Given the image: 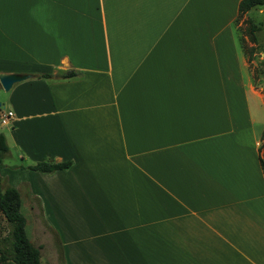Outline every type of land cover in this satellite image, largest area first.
Returning a JSON list of instances; mask_svg holds the SVG:
<instances>
[{
    "label": "crops",
    "instance_id": "1",
    "mask_svg": "<svg viewBox=\"0 0 264 264\" xmlns=\"http://www.w3.org/2000/svg\"><path fill=\"white\" fill-rule=\"evenodd\" d=\"M239 1L0 0V73L29 75L0 102L14 156L72 162L0 175L38 202L63 264H264Z\"/></svg>",
    "mask_w": 264,
    "mask_h": 264
},
{
    "label": "rangeland",
    "instance_id": "2",
    "mask_svg": "<svg viewBox=\"0 0 264 264\" xmlns=\"http://www.w3.org/2000/svg\"><path fill=\"white\" fill-rule=\"evenodd\" d=\"M263 19L264 4L255 6L235 19L233 26L236 29V33H234L233 36L235 37L238 47L241 46L244 52L247 60V71L252 79V85L264 102V29L260 28L254 32V40L250 38L251 36L248 33V28L251 23L260 27ZM8 93L9 91H4L0 86V102L7 104ZM260 98L251 94V96H249V104L255 128L258 132L263 133L264 125H262V121L264 120V104ZM8 127V125H0V131L6 136L9 149L13 153V158L11 156H5L3 162L4 166L9 165L12 167L20 165L21 163L19 164V159L14 156L15 148ZM260 143H262L260 148L264 157V137H262V135ZM22 165L27 166L25 163ZM2 184L5 186L7 181L3 179ZM23 198L22 211L26 216V230L33 244L40 248L41 261L45 264H63L57 235L54 233V229L49 223L50 221L48 222L46 219L44 211L32 197L23 193ZM7 228L5 218L0 212V237L5 235Z\"/></svg>",
    "mask_w": 264,
    "mask_h": 264
},
{
    "label": "trees",
    "instance_id": "3",
    "mask_svg": "<svg viewBox=\"0 0 264 264\" xmlns=\"http://www.w3.org/2000/svg\"><path fill=\"white\" fill-rule=\"evenodd\" d=\"M264 4V0H240L237 7V17L248 12L257 5ZM264 29V19L260 27L251 23L248 28L250 38L254 40V32ZM264 66V52H263ZM76 75L75 71L60 72L57 78L66 79ZM35 78H53L54 74L43 73L33 75ZM1 108V105H0ZM264 137V131L262 133ZM9 151L6 136L0 131V168L4 166V157ZM71 160L54 162L53 160H40L32 165H15L12 168H28L40 172H54L66 169L71 165ZM260 164L264 170V161L260 157ZM3 178L0 175V212L7 223L5 235L0 237V263L11 264H45L41 261L40 248L33 244L26 230V216L22 211V201L18 189L12 185L2 184Z\"/></svg>",
    "mask_w": 264,
    "mask_h": 264
},
{
    "label": "water",
    "instance_id": "4",
    "mask_svg": "<svg viewBox=\"0 0 264 264\" xmlns=\"http://www.w3.org/2000/svg\"><path fill=\"white\" fill-rule=\"evenodd\" d=\"M28 77L29 75L27 74L0 73V86L4 91L8 92L14 83L20 82Z\"/></svg>",
    "mask_w": 264,
    "mask_h": 264
},
{
    "label": "built area",
    "instance_id": "5",
    "mask_svg": "<svg viewBox=\"0 0 264 264\" xmlns=\"http://www.w3.org/2000/svg\"><path fill=\"white\" fill-rule=\"evenodd\" d=\"M13 116L14 113L11 109L0 108V125H6Z\"/></svg>",
    "mask_w": 264,
    "mask_h": 264
}]
</instances>
